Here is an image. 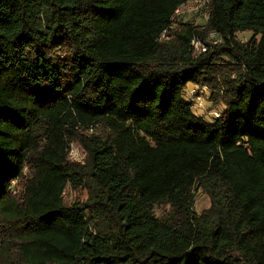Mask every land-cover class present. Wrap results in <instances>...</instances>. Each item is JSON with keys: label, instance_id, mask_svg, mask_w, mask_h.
<instances>
[{"label": "trees", "instance_id": "16d2710c", "mask_svg": "<svg viewBox=\"0 0 264 264\" xmlns=\"http://www.w3.org/2000/svg\"><path fill=\"white\" fill-rule=\"evenodd\" d=\"M188 1L0 0V264H264V0Z\"/></svg>", "mask_w": 264, "mask_h": 264}, {"label": "rangeland", "instance_id": "374dc122", "mask_svg": "<svg viewBox=\"0 0 264 264\" xmlns=\"http://www.w3.org/2000/svg\"><path fill=\"white\" fill-rule=\"evenodd\" d=\"M200 4H197V0H189L184 6L181 7V10L179 11V14L177 15V17H174L173 20V25L172 28H174L175 24L178 23H193L197 26H202L204 25V23L206 22V16H205V11L203 10V8L201 6H199ZM252 37V34L250 32H244V33H238L236 35V39L239 40L240 42H248L250 40V38ZM258 39V37L256 38V40ZM235 75L233 74L230 79L233 80L235 79ZM187 88V94H184L183 99L186 100V102L188 101V103L191 102V104L194 105V102H192L191 98L189 97V94L192 91L195 92V96H198L200 98V105L201 108L196 107L195 109H192L191 107V112L197 113V114H201L205 109L206 113L204 116V120L206 122H209V115L207 114L208 112L215 110V111H224L225 106L223 104H217L215 106H213L210 101H209V93L207 92V90L202 91L201 89H196L194 87H192L191 85L186 86ZM195 98V97H194ZM193 98V99H194ZM195 100V99H194ZM197 109V110H196ZM77 132H79L78 129H76ZM102 130H93L92 132H81L84 136H88L91 134H96V133H100ZM80 133V132H79ZM70 156V157H69ZM69 156H68V160L70 163L73 164H79L82 165L84 158H85V154L83 152V150L78 146L77 143H72L69 147ZM25 173H27V171H24ZM11 187L13 188V194H18L21 190V181H14L11 185ZM86 198V192L82 191V190H73L70 188H67L64 192V199L66 204H71L77 201H83ZM210 206V202L208 197L201 193L200 191H197L195 193V199H194V206H193V210L195 212L196 215H200L203 211L207 210ZM156 216L159 215V212L155 213Z\"/></svg>", "mask_w": 264, "mask_h": 264}, {"label": "built area", "instance_id": "2783aa9c", "mask_svg": "<svg viewBox=\"0 0 264 264\" xmlns=\"http://www.w3.org/2000/svg\"><path fill=\"white\" fill-rule=\"evenodd\" d=\"M197 4H200L199 6H201L203 8V10L205 11V7H206V0H197ZM181 10V7L178 8L175 12H174V17H177V15L179 14V11ZM174 17H173V20H174ZM172 26L169 27V29H171ZM168 29V30H169ZM167 30H165L159 40L160 41H165V40H168V36H167ZM220 39L218 38V36L215 34V33H209L208 36H207V40L206 42L204 43L203 41H200L198 39H194L191 41L190 43V46L192 47V54L194 56H199V55H202L204 53H206L207 51V46H206V43L209 44L211 43L212 45H216L217 43H219ZM194 88L198 89L196 86H194ZM200 89V88H199ZM202 91H205V88H201ZM184 94H187V88L184 89L183 91V97H184ZM189 97L192 99L191 101L194 102V105L191 104V107L192 109H195L196 107L201 108V105H200V98L198 96H195V92L191 90L190 94H189ZM195 97V98H194ZM195 100H194V99ZM186 101V100H185ZM188 102V101H187ZM197 110V109H196ZM204 111L201 113V114H197V113H193L194 116L198 117V118H201L203 121L204 120V116H205V109H203ZM223 112V111H222ZM222 112L220 111H215V110H212L210 112H208L207 114L209 115V119L210 121L207 122V123H213L217 118H219V116L222 114ZM206 122V121H205ZM94 129H90L88 132H92ZM71 145V144H70ZM70 147V146H69ZM68 156H69V150H68ZM70 157V156H69Z\"/></svg>", "mask_w": 264, "mask_h": 264}, {"label": "crops", "instance_id": "0c3cea01", "mask_svg": "<svg viewBox=\"0 0 264 264\" xmlns=\"http://www.w3.org/2000/svg\"><path fill=\"white\" fill-rule=\"evenodd\" d=\"M188 85H191V84H188ZM188 85H187V86H188ZM191 86L194 87L193 85H191Z\"/></svg>", "mask_w": 264, "mask_h": 264}]
</instances>
